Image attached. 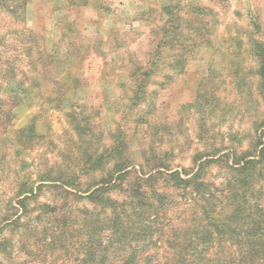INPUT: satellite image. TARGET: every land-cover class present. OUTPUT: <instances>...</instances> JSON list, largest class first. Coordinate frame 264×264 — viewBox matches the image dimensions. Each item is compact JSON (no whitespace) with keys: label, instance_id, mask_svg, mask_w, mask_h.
<instances>
[{"label":"rangeland","instance_id":"374dc122","mask_svg":"<svg viewBox=\"0 0 264 264\" xmlns=\"http://www.w3.org/2000/svg\"><path fill=\"white\" fill-rule=\"evenodd\" d=\"M13 2L8 1L11 8ZM171 23L177 37L170 42L164 37ZM197 26L195 35L192 29ZM254 40L264 43V0H26L17 14L0 7V65L15 59L16 65L25 66L16 49L23 41L42 47L51 57L45 74L38 67H24L35 79L30 78L31 85L25 86L26 96L22 95L2 135L9 139L12 131L34 119L46 140L20 155L11 147L0 159V222L13 212L10 206H14L19 181L35 183L38 171L51 167L55 171L75 169L79 147L75 118L90 115L99 135L94 148L107 144L109 133L122 128L128 153L135 160L140 150L152 146L171 149L173 166H189V156L198 148L220 143L245 146L264 116L256 87ZM159 41L164 45L158 63L151 67L156 69L147 93L139 105L130 106L128 71L135 63L144 66L151 60ZM175 54L189 56L181 68ZM36 58L34 53V62ZM236 67L250 80L252 95H247V86L241 91L233 87ZM201 82L213 99L204 111L192 105ZM4 86L0 78V89ZM203 117L207 131L200 139L199 118ZM153 124H166L168 130L153 136ZM212 172L229 176L224 166L213 167ZM258 182L264 207V176ZM54 191L43 187L37 193L38 202L51 201ZM37 204L28 200L19 222L0 229V240L7 241L0 251V264L29 260L25 246L44 253L40 257L44 264L51 263L49 252L34 246L35 241L44 242L41 226L46 221L44 216L35 218ZM66 255L59 264H77L75 247L69 246Z\"/></svg>","mask_w":264,"mask_h":264},{"label":"trees","instance_id":"16d2710c","mask_svg":"<svg viewBox=\"0 0 264 264\" xmlns=\"http://www.w3.org/2000/svg\"><path fill=\"white\" fill-rule=\"evenodd\" d=\"M8 1L0 0V7L16 14L26 4V0H14L15 7L11 8ZM173 25L172 31L169 28L165 32L164 40L169 37L171 42L177 37ZM192 30L195 35L199 32L198 26ZM168 32L171 35L166 37ZM252 44L256 87L264 108V43L254 40ZM163 45L164 41L157 42L151 60L147 59L144 66L135 63L128 71L130 106L143 101L156 69L151 67L158 63ZM16 49L24 57L20 59L25 66L16 65L15 59L0 65V78L5 84L0 89V159L11 147H15V155H20L46 140L34 119L12 131L9 139L2 138L14 118V109L20 105L22 95L26 96L25 86L31 85L30 78L35 79L25 68L44 71L51 58L42 47L26 41ZM34 53L38 56L35 62ZM187 58L188 55L175 54V63H180L175 65L181 68ZM240 72L237 67L232 72L233 87L241 91L247 86V95H252L250 80ZM208 91L204 83L198 85L192 104L198 111L213 104ZM204 119L199 118L200 139L207 131ZM72 122L79 141L75 169L39 170L36 185L19 181L14 206H10L13 212L1 220L0 229L18 223L28 200H33L38 203L35 218L44 216L46 220L41 226L44 242L35 241L34 246L49 252L50 264L63 263L69 246L77 250V264H264V207L258 184L264 176V116L245 146L220 143L198 148L190 154L189 166H173L171 149L152 146L140 150V158L135 160L128 153L122 128L109 133L107 144L94 148L99 135L90 115ZM155 124L153 136L168 130L166 124ZM221 166L228 169L229 176L212 172L213 167ZM43 187L55 190L51 201L38 202L37 193ZM4 239L0 240V251L6 245ZM25 247V254L31 258L22 264H44L40 258L44 253ZM230 248L233 253L228 251Z\"/></svg>","mask_w":264,"mask_h":264}]
</instances>
